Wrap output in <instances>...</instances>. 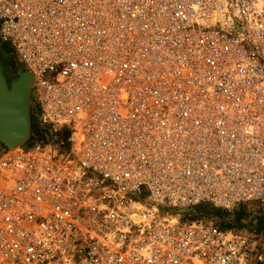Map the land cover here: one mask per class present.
<instances>
[{
	"label": "built area",
	"instance_id": "1",
	"mask_svg": "<svg viewBox=\"0 0 264 264\" xmlns=\"http://www.w3.org/2000/svg\"><path fill=\"white\" fill-rule=\"evenodd\" d=\"M0 42L40 125L0 141V264H251L195 213L264 203V0H0Z\"/></svg>",
	"mask_w": 264,
	"mask_h": 264
},
{
	"label": "rangeland",
	"instance_id": "2",
	"mask_svg": "<svg viewBox=\"0 0 264 264\" xmlns=\"http://www.w3.org/2000/svg\"><path fill=\"white\" fill-rule=\"evenodd\" d=\"M0 67L4 70L9 84L16 79V71L22 68L12 53V49L2 42H0ZM35 101L36 97L30 94V107ZM34 118L35 116H33L32 121V133L40 130V125L37 121L38 116L37 120ZM210 208L215 209L211 206ZM196 214L219 219L226 228L235 229L240 234H245L251 243V264H264V203H254L246 209L239 208L231 212H208L207 210L197 209Z\"/></svg>",
	"mask_w": 264,
	"mask_h": 264
},
{
	"label": "water",
	"instance_id": "3",
	"mask_svg": "<svg viewBox=\"0 0 264 264\" xmlns=\"http://www.w3.org/2000/svg\"><path fill=\"white\" fill-rule=\"evenodd\" d=\"M16 74V79L9 84L0 67V141L8 147L25 142L31 132L30 91L33 75L22 68ZM25 76L28 86H21Z\"/></svg>",
	"mask_w": 264,
	"mask_h": 264
},
{
	"label": "trees",
	"instance_id": "4",
	"mask_svg": "<svg viewBox=\"0 0 264 264\" xmlns=\"http://www.w3.org/2000/svg\"><path fill=\"white\" fill-rule=\"evenodd\" d=\"M31 131H32V117H31ZM198 209H203L205 211L207 210L208 212H214V211L219 212V210L211 209L210 206H208V205H202Z\"/></svg>",
	"mask_w": 264,
	"mask_h": 264
},
{
	"label": "bare ground",
	"instance_id": "5",
	"mask_svg": "<svg viewBox=\"0 0 264 264\" xmlns=\"http://www.w3.org/2000/svg\"><path fill=\"white\" fill-rule=\"evenodd\" d=\"M1 79H2V77H1V75H0V82H1ZM28 81V79H27V76H25L24 78H23V81L20 83L21 84V86H28V84L26 83ZM26 83V84H25ZM21 144V143H20ZM19 145V144H18ZM17 145V146H18Z\"/></svg>",
	"mask_w": 264,
	"mask_h": 264
}]
</instances>
